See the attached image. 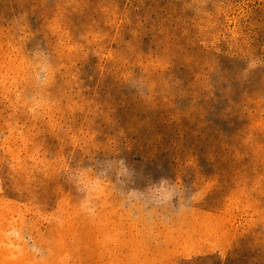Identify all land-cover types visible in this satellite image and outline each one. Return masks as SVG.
<instances>
[{"label": "rangeland", "instance_id": "1", "mask_svg": "<svg viewBox=\"0 0 264 264\" xmlns=\"http://www.w3.org/2000/svg\"><path fill=\"white\" fill-rule=\"evenodd\" d=\"M112 183L195 204L175 264H264V0H0V225Z\"/></svg>", "mask_w": 264, "mask_h": 264}, {"label": "crops", "instance_id": "2", "mask_svg": "<svg viewBox=\"0 0 264 264\" xmlns=\"http://www.w3.org/2000/svg\"><path fill=\"white\" fill-rule=\"evenodd\" d=\"M112 183L39 224L0 225V264H175L196 256V206ZM191 224V235H190ZM206 248L200 255H207Z\"/></svg>", "mask_w": 264, "mask_h": 264}]
</instances>
